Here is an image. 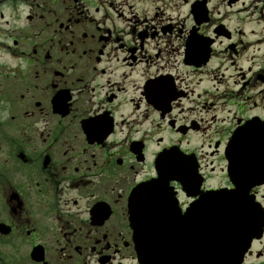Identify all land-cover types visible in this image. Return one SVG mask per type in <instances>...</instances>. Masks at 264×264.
Segmentation results:
<instances>
[{
	"label": "flooded vegetation",
	"instance_id": "af4514ba",
	"mask_svg": "<svg viewBox=\"0 0 264 264\" xmlns=\"http://www.w3.org/2000/svg\"><path fill=\"white\" fill-rule=\"evenodd\" d=\"M240 189L264 264V0H0V264L192 254Z\"/></svg>",
	"mask_w": 264,
	"mask_h": 264
},
{
	"label": "water",
	"instance_id": "95a60500",
	"mask_svg": "<svg viewBox=\"0 0 264 264\" xmlns=\"http://www.w3.org/2000/svg\"><path fill=\"white\" fill-rule=\"evenodd\" d=\"M241 219L235 218L234 222H240ZM246 225L244 223L237 224V233L243 232L246 230ZM255 235L245 236V235H237L233 238V243L229 244L228 250L223 251L222 253H212L207 254V260H202L200 264H236V261L244 254L250 240ZM238 238V241H237Z\"/></svg>",
	"mask_w": 264,
	"mask_h": 264
}]
</instances>
